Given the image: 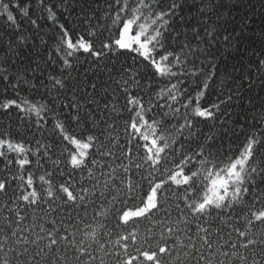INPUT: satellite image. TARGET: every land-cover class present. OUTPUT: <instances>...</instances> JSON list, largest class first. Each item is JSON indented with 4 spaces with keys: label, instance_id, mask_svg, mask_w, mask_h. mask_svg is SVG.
<instances>
[{
    "label": "snow or ice",
    "instance_id": "1",
    "mask_svg": "<svg viewBox=\"0 0 264 264\" xmlns=\"http://www.w3.org/2000/svg\"><path fill=\"white\" fill-rule=\"evenodd\" d=\"M241 3L0 0V264H264V26Z\"/></svg>",
    "mask_w": 264,
    "mask_h": 264
},
{
    "label": "trees",
    "instance_id": "2",
    "mask_svg": "<svg viewBox=\"0 0 264 264\" xmlns=\"http://www.w3.org/2000/svg\"><path fill=\"white\" fill-rule=\"evenodd\" d=\"M244 13H247L249 15H251L254 19V24L253 27L259 31L260 28L262 26H264V24H262V22H264V0H242L241 3V15H243ZM5 21L0 18V28H2L5 25ZM4 197H0V201H3ZM40 213L36 212L34 214V220L36 223H39V218H40ZM43 218L44 221L47 222L49 219H51V216L48 212H44L43 213ZM13 219H15V217L13 216ZM3 225V209L0 208V226ZM27 226V225H26ZM38 231V229H37ZM3 233H0V235H2ZM78 239L80 238L79 233L77 234ZM8 243H11V241H9ZM87 244V242H86ZM93 248H95V245H93ZM18 250H22V246L20 249ZM36 251H39V246L36 247L35 249ZM92 250V249H89ZM7 252V245L5 246V253ZM5 253H0V256H5ZM33 254V251L30 249L29 252L25 253L23 259V264H27L28 262V257L31 256ZM13 254L12 253H7L6 258H10ZM61 255V253L59 252H52L47 254V258H46V254L45 253H41L40 257H39V264H53V260L55 257ZM67 255L71 256V253H67ZM250 255H252V253H250ZM255 255L260 256L262 259H264V253L260 252L259 249L256 250ZM106 261L108 262V264H113V262L109 259V258H105ZM69 264H80V261L75 260V259H70ZM187 264H194V261H187Z\"/></svg>",
    "mask_w": 264,
    "mask_h": 264
}]
</instances>
